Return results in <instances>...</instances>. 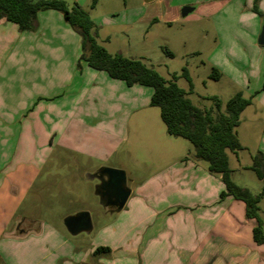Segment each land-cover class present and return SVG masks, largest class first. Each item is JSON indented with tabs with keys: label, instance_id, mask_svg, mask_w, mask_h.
Masks as SVG:
<instances>
[{
	"label": "rangeland",
	"instance_id": "obj_1",
	"mask_svg": "<svg viewBox=\"0 0 264 264\" xmlns=\"http://www.w3.org/2000/svg\"><path fill=\"white\" fill-rule=\"evenodd\" d=\"M64 1L68 7L77 3L89 14L97 42L110 53L142 58L165 78L174 72L185 90L181 71L186 68L193 83L188 97L195 105L208 106L212 95L224 104L236 91L254 93L252 100L264 103V46L255 36L264 14L253 0L248 11L240 8L243 0ZM185 5L195 9L181 16ZM80 40L57 10L39 11L34 30H19L0 20V250H25L20 241L2 247L5 221L17 213L41 222L40 238L49 249L73 247L75 252L77 246L87 252L106 246L109 252L93 260L140 264V236L151 242L155 231L167 234L181 223L196 235L204 228L203 217H212L220 208L219 187H225L205 161L192 159L187 139L166 132L159 109L149 105L151 88L135 85L131 94L129 86L113 81L105 71L82 61L77 66ZM42 56L47 60H40ZM213 68L218 79L212 78ZM134 102L141 109L127 120L122 134ZM253 106L244 116L263 119L264 113H254ZM86 110L91 116L83 120ZM248 143L254 144L253 136ZM228 157L235 168L236 158L229 151ZM237 160L246 163L247 156L242 152ZM102 166L122 170L131 188L125 207L115 214L99 204L94 184L85 179V170ZM230 176L253 193L264 186L248 167L233 169ZM261 198L264 231V194ZM78 210L88 212L90 233L72 235L65 228L63 218ZM68 257L73 261V255L62 256L55 263Z\"/></svg>",
	"mask_w": 264,
	"mask_h": 264
},
{
	"label": "trees",
	"instance_id": "obj_2",
	"mask_svg": "<svg viewBox=\"0 0 264 264\" xmlns=\"http://www.w3.org/2000/svg\"><path fill=\"white\" fill-rule=\"evenodd\" d=\"M46 9L61 12L63 19L79 34L81 54L78 67L82 61L93 69L105 71L112 78L123 80L129 86L139 84L151 88L149 105L159 109L166 132L187 139L193 146L192 157L205 161L211 173L220 174L225 187L220 197L232 196L243 201L245 216L255 219L253 239L256 244L263 243L259 201L264 194V186L259 192L253 193L249 188L236 184L231 179L228 162V151L236 155L244 148L236 128L240 113L251 103V97L236 91L224 104L216 95H212L208 106L195 105L188 97L193 91V83L186 68H182L181 75L187 81V90L176 83L177 75L174 72L165 78L140 58L128 57L119 52L110 53L97 42L95 23L77 3L68 7L64 0H0V20L16 24L19 30H34L37 13ZM212 76L213 79L219 77L214 68ZM248 168L264 182V153L257 151L252 154ZM108 252V247L99 246L92 255Z\"/></svg>",
	"mask_w": 264,
	"mask_h": 264
},
{
	"label": "crops",
	"instance_id": "obj_3",
	"mask_svg": "<svg viewBox=\"0 0 264 264\" xmlns=\"http://www.w3.org/2000/svg\"><path fill=\"white\" fill-rule=\"evenodd\" d=\"M253 1L256 2L257 7L261 11V13L264 14V0ZM251 6L252 0H243L240 8L243 11H248L251 9ZM194 9L195 8L193 7L191 11H193ZM250 20H252L251 28L254 29L256 20L254 17H252ZM157 21V18L152 19L153 23ZM145 31H147V29ZM258 33L259 32L257 29L255 33L256 38L258 37ZM39 58L40 60H47L45 56ZM110 79L115 82H124L123 80L115 79L112 77H110ZM106 81L108 82V80ZM135 85L139 84L130 86L127 85L131 90H133L131 91V94L132 92H136ZM117 86L120 85L118 84ZM261 90L264 92V87ZM131 94L129 95V98H133V96H136L135 94H133V96ZM253 96L254 93L253 95L246 96L251 97V103L247 105L240 113L239 124L236 130L238 139L244 146V148L240 149L236 155L231 153L237 161L235 164V168L230 167V161L228 157L229 168L231 170L234 169L239 171L240 169L247 168L251 162L252 154L256 153L257 151H261L264 153V116L263 119L248 118L244 116L247 107L251 105H254V113H264V103H261L259 99L252 100ZM258 104L259 106L261 105V107H258ZM130 107L132 109L125 119V126L120 132L122 134H125L127 120H129V118H131L132 116H136L139 109H141V106H139L138 103L136 104L135 102L134 105H131ZM90 116V112L86 110L82 113L81 117L83 120H87ZM139 122L140 119L137 120V123ZM99 135L105 136L106 139H108V136L105 133L100 132ZM251 136H253V145L248 143ZM78 142L80 141H77V143ZM83 151L85 152V154L88 153L87 149L83 148ZM242 152H244L247 156L246 163H239L237 160L240 156V153ZM192 159L194 160L193 157ZM74 166L77 167V164ZM97 170L98 169H96L95 171L91 169L85 170V179L91 181L92 184H94V190L98 181L94 177V174L97 172ZM219 189V192H221V187H219ZM129 190L130 192L128 198L131 194V188H129ZM94 194L96 195L95 191ZM216 198L217 196H214L212 197V200H216ZM125 204L119 211H121L125 207ZM106 209V211L110 213L109 208ZM119 211L112 212L110 214H115ZM209 216L206 215V217H203V222L205 223L204 228L201 229V232H197L196 235L191 234V232L186 227L182 226L181 223V225L178 226L176 230L172 229L171 231H167V234L166 231L165 234H160V231L164 230L155 231V233L151 236L153 238V241L151 242L150 239L145 241V237L143 238V236H140L139 240L137 241V243H139V246L136 247L137 254L140 256V258H142L140 264H264V242L261 244L255 243L252 236V227L255 225V219L247 218L245 216V206L242 200L234 198L232 196H225L224 198H222L220 208L216 211V213L212 214V217ZM3 230L5 236L3 242L5 241V244L2 247H9L11 244H13L12 246H16L19 241L20 243L26 245L25 250L20 252H15L14 250L10 251L9 249L0 250V264H3L5 260H7L9 264H56L55 259H58L62 256H70L71 258L72 255L73 261H68V257V259L64 260L62 264H83L86 262L101 264L99 260H97V262L93 260L94 256L92 255V249L87 251L88 254L87 252L79 251L80 248L77 246L76 248L78 250H76L75 252L72 251L73 247H70L63 252H57L55 248L49 249V245H44L42 238H40V235L42 233L41 222L39 220L31 218L30 216L17 215V213L12 214V216L7 221H5ZM194 238L196 239L194 240ZM159 239L163 241L159 243ZM165 239H167V241H165ZM124 240L125 239H122V241ZM167 242H169L171 246H168ZM62 244H64V241L62 242ZM72 252L75 253V255L72 254ZM29 258H32L33 261L30 262Z\"/></svg>",
	"mask_w": 264,
	"mask_h": 264
},
{
	"label": "water",
	"instance_id": "obj_4",
	"mask_svg": "<svg viewBox=\"0 0 264 264\" xmlns=\"http://www.w3.org/2000/svg\"><path fill=\"white\" fill-rule=\"evenodd\" d=\"M192 9L193 7L190 5L182 6L180 9L181 16L187 15ZM257 42L260 45H264V22L260 27ZM96 173L100 174L94 176L98 180L94 191L98 197L99 204L102 207H108L110 213L119 211L125 204L130 192L126 186L124 172L117 168L102 166ZM63 223L67 231L72 235L91 231V221L86 211H78L66 215L63 218ZM83 264L94 263L86 262Z\"/></svg>",
	"mask_w": 264,
	"mask_h": 264
},
{
	"label": "flooded vegetation",
	"instance_id": "obj_5",
	"mask_svg": "<svg viewBox=\"0 0 264 264\" xmlns=\"http://www.w3.org/2000/svg\"><path fill=\"white\" fill-rule=\"evenodd\" d=\"M94 175L97 176V175H100V174H97V173H96V174H94Z\"/></svg>",
	"mask_w": 264,
	"mask_h": 264
}]
</instances>
